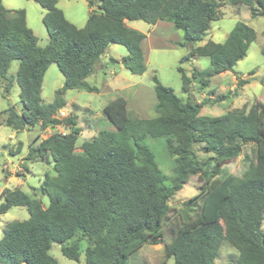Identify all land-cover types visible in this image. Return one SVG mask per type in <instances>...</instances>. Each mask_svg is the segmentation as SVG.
<instances>
[{
	"label": "trees",
	"instance_id": "1",
	"mask_svg": "<svg viewBox=\"0 0 264 264\" xmlns=\"http://www.w3.org/2000/svg\"><path fill=\"white\" fill-rule=\"evenodd\" d=\"M34 1L44 9L41 21L48 35L44 47L27 26L25 10L7 9L0 0V77L5 78L12 60L19 61L15 77L23 105L20 113L7 107L4 123L16 132L37 124L43 129L63 125L69 132L51 133L28 148L26 159L47 154L52 160L54 174L45 172L40 184L47 205L18 188L2 190L0 214L24 207L29 216L4 225L0 264H58L49 254L51 244H62L76 231L91 243L84 249L85 264H126L142 245L159 243L166 230L174 234L173 264H214L222 241L237 252L233 264H264V103L255 100L247 109L200 115L203 105L219 102L226 94L192 103L154 75L155 116H131L126 99L117 96L102 110L116 131L100 130L84 140L81 153L74 152L79 133L74 117L56 116L67 90L97 91L86 79L109 45L127 49L121 63L131 73L145 71L141 44L146 35L125 21L151 25L167 21L183 32L175 45L190 46V55L208 58L209 66L194 68L191 76L177 67L184 92L191 78H198L203 89L215 75L233 70L255 40V30L236 21L222 42L208 38L198 44L211 21L220 18L221 0H86L89 11L82 27L66 19L57 0ZM227 2L248 6L251 17H264V0ZM187 59L183 56L180 62ZM51 63L57 64L64 79L53 101L44 103L41 84ZM235 78L238 85L248 83L238 75ZM145 138L163 139L164 150L174 157L170 176L158 166ZM248 144L253 160L244 170L226 181L215 178L226 174L222 165L239 157ZM196 148L207 158L199 159ZM193 175L201 183L198 192L182 203L179 217L183 222H178L169 200ZM61 252L77 261L78 242L62 246ZM154 264L167 262L163 258Z\"/></svg>",
	"mask_w": 264,
	"mask_h": 264
},
{
	"label": "rangeland",
	"instance_id": "2",
	"mask_svg": "<svg viewBox=\"0 0 264 264\" xmlns=\"http://www.w3.org/2000/svg\"><path fill=\"white\" fill-rule=\"evenodd\" d=\"M1 1L4 6L25 10L27 25L36 33L38 45L44 47L48 42L47 31L41 21L44 9L34 0ZM221 2L220 18L211 21L208 33L198 44L204 43L208 38L222 42L236 21H242L251 26L256 32V38L251 42L246 55L235 64L233 70L212 77L209 85L203 89L200 88L201 83L198 78H191L190 88L184 92L181 89V79L177 67H182L184 72L191 76L194 68L202 70L209 66L208 58L190 55L192 49L190 46L167 45L174 39L181 38L183 33L181 30L174 29L167 21H163L165 23L162 24H167L163 29H152L151 24L142 20L128 21L129 26L134 24L139 28V31L147 35L141 44L145 58V71L140 75L131 73L121 63V59L128 54L127 49L119 44H111L110 49L107 47L95 63L94 72L86 79L90 85L97 87V91L73 89L64 93L65 104L60 110L66 112V116L71 114L76 127L79 128L74 147L75 153H81L80 144L84 140L96 136L100 130L116 131L104 117L102 110L109 101L117 96L126 99L131 116L141 118L155 116L153 110L155 103L154 81L152 79L154 75L162 85L171 87L177 96L184 100L188 99L192 103L226 94L227 97L219 102H209L203 105L199 112L200 115L215 116L233 108L244 107L247 109L255 100L264 103V55L261 53L264 50V17H251L249 7L244 4L231 5L227 0H221ZM58 6L64 10V14L70 22L77 27L84 26L88 14L85 0H58ZM183 56H187L188 59L180 62V58ZM111 59L118 62L113 63ZM18 65V60H12L5 78L0 77V112L3 111V122L0 125V202L3 189L18 188L32 197L40 198L42 204L47 205L48 197L41 194L40 182L45 172L53 175L54 170L52 165L47 166L38 157L26 159L28 147L35 139L41 140L55 132L68 133L69 129L61 125L56 128L43 129L37 124L16 132L5 125L4 118L7 114L5 112L7 107H13L18 113L23 109L19 97L20 89L15 77ZM235 75L248 80V83L238 85L237 79H233ZM63 79L57 64L51 63L42 81L41 97L44 103L53 101L55 90L62 86ZM7 84L8 88L5 87ZM210 90L213 91L212 95H210ZM59 112L58 110L56 116H63ZM144 142L153 148L156 162L164 175L170 176L174 157H170L164 150L163 139L145 138ZM37 143L35 141L34 146ZM196 152L201 160L208 156L199 148H196ZM244 153L252 157L246 158L243 156ZM41 158L45 159V162H47L46 158L51 160L47 154H43ZM251 159L253 160V155L250 154V145L248 144L244 146L239 157L226 161L222 165L223 172L226 174L217 175L215 178L226 181L233 175H239ZM200 183L201 178L197 175L190 176L182 188L169 200V205L174 208L172 214L176 215L178 222H183L179 217L182 203L198 192ZM209 184L206 185L208 188ZM28 216L29 213L24 207H11L5 213L0 214V238L2 229L7 222L27 219ZM261 229L264 231V217ZM173 236L174 234L166 230L159 243L142 245L130 256L126 264H154L163 258L167 264H173V258L170 255ZM74 241L79 244V259L77 261L67 258L61 252L62 246L70 245ZM90 244L88 238L81 231H76L62 244L52 243L49 254L58 261V264H85L84 249ZM217 253L214 264H233L237 252L222 241Z\"/></svg>",
	"mask_w": 264,
	"mask_h": 264
},
{
	"label": "crops",
	"instance_id": "3",
	"mask_svg": "<svg viewBox=\"0 0 264 264\" xmlns=\"http://www.w3.org/2000/svg\"><path fill=\"white\" fill-rule=\"evenodd\" d=\"M85 2H86V0H85ZM3 4V3H2ZM87 4V3H86ZM57 6H58V0H57ZM5 8H7V9H12V8H10V7H7V6H4ZM59 7V6H58ZM60 8V7H59ZM61 9V8H60ZM62 11H63V13H64V10L63 9H61ZM88 11H89V9H88ZM26 15V14H25ZM43 15V14H42ZM65 15V14H64ZM88 15V14H87ZM86 15V16H87ZM66 17V16H65ZM87 18V17H86ZM66 19H67V17H66ZM68 20V19H67ZM69 21V20H68ZM127 22L128 21H125V23H126V25L127 26H129L128 24H127ZM72 23V22H71ZM162 23H165V22H163V21H157L155 24H153L152 25V29H163V28H166V26H167V24H162ZM26 24H27V22H26ZM74 24V23H73ZM75 25V24H74ZM28 26V25H27ZM29 27V26H28ZM129 27H131V28H136L137 30L139 29V28H137L134 24H132V25H130ZM32 31H33V33L36 35V33L34 32V30L32 29ZM145 34V33H144ZM146 35V34H145ZM146 37H147V35H146ZM145 37V38H146ZM178 40H180V38H177V39H174L173 41H171V43L169 42L167 45H170V44H174L176 41H178ZM143 42V41H142ZM161 46H166L165 44H160ZM109 47V49H110V45L108 46ZM101 66H103L102 64H101ZM49 67V66H48ZM46 72V71H45ZM227 72V71H226ZM224 73V72H223ZM45 74V73H44ZM220 74H222V73H220ZM219 75V74H218ZM44 76V75H43ZM216 76V75H215ZM233 79H235V77L233 76ZM43 81V80H42ZM87 81V80H86ZM264 81V80H263ZM41 87H42V84H41ZM66 113V112H65ZM66 116V115H65ZM60 126V125H59ZM61 126H63V125H61ZM75 126H76V124H75ZM49 127H51V126H49ZM52 128H56V126H54V127H52ZM42 140V139H41ZM35 141H37L38 143L40 142V140H37V139H35L32 143H30V145L29 146H34L35 144ZM37 143V144H38ZM29 148V147H28ZM42 160V161H44V163H46L47 164V166L48 165H52V160H49L48 158H46L47 159V162H45V159H42V158H39V160ZM38 161V160H37ZM40 184H41V182H40ZM38 198V197H37ZM1 200H2V198H1Z\"/></svg>",
	"mask_w": 264,
	"mask_h": 264
},
{
	"label": "built area",
	"instance_id": "4",
	"mask_svg": "<svg viewBox=\"0 0 264 264\" xmlns=\"http://www.w3.org/2000/svg\"><path fill=\"white\" fill-rule=\"evenodd\" d=\"M61 115H63V116H65L66 115V113L63 111V110H60V112H59ZM62 134H64V133H62Z\"/></svg>",
	"mask_w": 264,
	"mask_h": 264
},
{
	"label": "water",
	"instance_id": "5",
	"mask_svg": "<svg viewBox=\"0 0 264 264\" xmlns=\"http://www.w3.org/2000/svg\"><path fill=\"white\" fill-rule=\"evenodd\" d=\"M94 8H96V5L94 6Z\"/></svg>",
	"mask_w": 264,
	"mask_h": 264
}]
</instances>
